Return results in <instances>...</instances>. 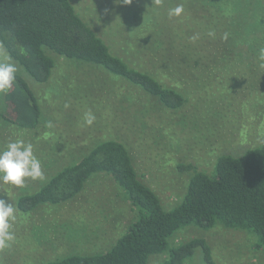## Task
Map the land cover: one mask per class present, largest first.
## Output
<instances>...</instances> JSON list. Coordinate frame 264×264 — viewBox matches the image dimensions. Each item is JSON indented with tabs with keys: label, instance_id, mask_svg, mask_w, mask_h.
I'll use <instances>...</instances> for the list:
<instances>
[{
	"label": "rangeland",
	"instance_id": "374dc122",
	"mask_svg": "<svg viewBox=\"0 0 264 264\" xmlns=\"http://www.w3.org/2000/svg\"><path fill=\"white\" fill-rule=\"evenodd\" d=\"M192 2L71 0L76 14L114 56L149 73L186 102L168 110L99 66L51 52L47 54L55 65L45 83L34 81L13 61L41 115L33 130L0 117V149L16 139L31 143L45 179H27L22 188L0 182V199L15 208L19 196L37 191L95 145L117 140L127 148L139 180L170 210L181 202L191 174L178 165L192 164L210 173L218 156L239 155L264 143V83L259 85L263 64L238 56L247 51L211 28L220 20L213 22L210 7L197 9ZM89 111L95 121L86 126ZM121 190L100 173L62 205L44 204L30 213L17 210L15 241L0 250V264H44L109 250L135 217ZM193 239L206 242L213 264H264V250H254L251 234L220 224L208 230L182 228L168 242L175 247ZM166 259V253L152 255L147 264ZM184 264L208 263L198 249Z\"/></svg>",
	"mask_w": 264,
	"mask_h": 264
},
{
	"label": "trees",
	"instance_id": "16d2710c",
	"mask_svg": "<svg viewBox=\"0 0 264 264\" xmlns=\"http://www.w3.org/2000/svg\"><path fill=\"white\" fill-rule=\"evenodd\" d=\"M192 1L197 9L209 6L213 22L220 20L211 28L222 31L231 45L247 51L238 56L251 57L264 67V0ZM0 45L38 83L47 82L51 75L55 65L47 54L51 52L58 58L99 66L139 87L168 110L179 109L186 102L149 73L114 56L76 14L71 0H0ZM260 83H264V75ZM40 115L38 100L17 75L14 86L0 96V117L20 129L33 130ZM178 168L190 171V178L181 202L164 210L158 196L139 180L124 144L105 140L34 193L19 196L15 208L30 213L40 205H62L75 198L93 175L102 173L122 189L135 212L126 231L104 253L70 255L44 264H147L150 256L164 253L167 259L162 264H184L198 249L213 264L203 239L175 247L169 246L168 239L182 228L208 230L217 224L246 231L255 238L254 250H264V143L239 155L218 156L210 173L192 164Z\"/></svg>",
	"mask_w": 264,
	"mask_h": 264
},
{
	"label": "clouds",
	"instance_id": "9594fccd",
	"mask_svg": "<svg viewBox=\"0 0 264 264\" xmlns=\"http://www.w3.org/2000/svg\"><path fill=\"white\" fill-rule=\"evenodd\" d=\"M208 35L213 36L214 33L209 32ZM17 72L12 57L0 45V95H6L14 86ZM94 121L95 116L90 111L86 112L84 124L91 126ZM27 179L33 181L45 179L41 162L35 156L31 143H25L23 139L10 141L0 149V182L22 188ZM16 212L17 209L12 204L0 199V250L10 248L15 241L12 225L17 218Z\"/></svg>",
	"mask_w": 264,
	"mask_h": 264
}]
</instances>
